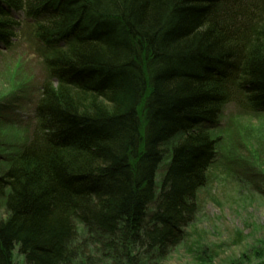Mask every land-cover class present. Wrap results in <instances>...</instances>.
<instances>
[{
    "label": "trees",
    "instance_id": "trees-1",
    "mask_svg": "<svg viewBox=\"0 0 264 264\" xmlns=\"http://www.w3.org/2000/svg\"><path fill=\"white\" fill-rule=\"evenodd\" d=\"M16 13L43 83L1 153L0 264H164L221 148L197 128L264 115V0H0V46ZM226 264H264V239Z\"/></svg>",
    "mask_w": 264,
    "mask_h": 264
},
{
    "label": "rangeland",
    "instance_id": "rangeland-1",
    "mask_svg": "<svg viewBox=\"0 0 264 264\" xmlns=\"http://www.w3.org/2000/svg\"><path fill=\"white\" fill-rule=\"evenodd\" d=\"M12 17L23 23V29L9 46L1 47L0 55V148H11L10 152L30 139L43 83L41 62L27 41L30 29L22 14ZM198 129L220 133L221 148L207 184L198 194L197 214L185 230L184 242L164 264H207L210 259L214 264H226L264 239V115L228 103L214 127L204 124ZM4 160L0 153V171L5 168ZM167 163L165 154L157 185ZM4 215L0 207V219ZM13 264H24L17 249Z\"/></svg>",
    "mask_w": 264,
    "mask_h": 264
},
{
    "label": "bare ground",
    "instance_id": "bare-ground-1",
    "mask_svg": "<svg viewBox=\"0 0 264 264\" xmlns=\"http://www.w3.org/2000/svg\"><path fill=\"white\" fill-rule=\"evenodd\" d=\"M168 149L170 150V146H168L167 148H166V147L163 148V150H165V151L168 150ZM22 258H23V256H22ZM23 261H24V259H23ZM24 264H25V263H24Z\"/></svg>",
    "mask_w": 264,
    "mask_h": 264
}]
</instances>
